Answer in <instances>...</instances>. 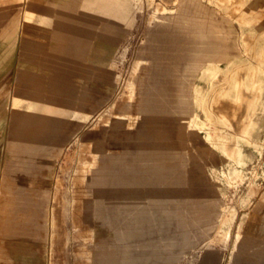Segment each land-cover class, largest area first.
I'll use <instances>...</instances> for the list:
<instances>
[{
    "label": "rangeland",
    "instance_id": "rangeland-1",
    "mask_svg": "<svg viewBox=\"0 0 264 264\" xmlns=\"http://www.w3.org/2000/svg\"><path fill=\"white\" fill-rule=\"evenodd\" d=\"M0 42L16 72L0 96V264H249L264 0H1ZM59 64L60 123L38 137Z\"/></svg>",
    "mask_w": 264,
    "mask_h": 264
},
{
    "label": "bare ground",
    "instance_id": "bare-ground-1",
    "mask_svg": "<svg viewBox=\"0 0 264 264\" xmlns=\"http://www.w3.org/2000/svg\"><path fill=\"white\" fill-rule=\"evenodd\" d=\"M1 1V0H0ZM12 1V0H11ZM15 1V0H14ZM8 2V1H7ZM259 3V2H258ZM262 3V2H261ZM8 4V3H7ZM136 4V3H135ZM2 6V5H1ZM135 6V5H134ZM27 7V6H26ZM46 9V8H45ZM30 10V9H29ZM29 10H28V12H29ZM91 11V9H88V8H85V10H83V11H81V12H79V13H77L73 18H71L70 20H69V22H68V24H70V25H74L73 26V28H75L74 29V35L72 34V33H70L68 30H73V28H71V27H68L67 26V21H65L64 22V24H66V26H64V27H62L61 29H62V34H63V36H64V38L66 37L67 38V36L68 37H71V39L72 38H76V36H77V34L75 33L76 31H78V28H79V24H81L84 20L85 21H89L90 19H91V17H92V12H90ZM37 12V11H36ZM108 13V12H107ZM257 13V12H256ZM85 14V15H84ZM258 14V13H257ZM28 16V15H27ZM87 21V22H88ZM262 22V21H261ZM43 23V22H42ZM132 24V23H131ZM166 29V28H165ZM249 29V28H248ZM251 30V29H250ZM162 31V30H161ZM156 32V31H155ZM154 32V33H155ZM171 32V31H170ZM173 32V31H172ZM160 35H163V33L162 34H160ZM166 35V34H165ZM191 36V35H190ZM178 37V36H177ZM168 38V37H167ZM175 39V38H174ZM154 40V39H153ZM163 40V39H162ZM161 40V41H162ZM171 40H172V38H171ZM171 42V41H170ZM175 42V41H174ZM177 42V41H176ZM175 42V43H176ZM172 43V42H171ZM155 44V43H154ZM161 44V43H160ZM162 45V44H161ZM171 45V44H170ZM169 45V46H170ZM163 46V45H162ZM179 46H181V45H179ZM179 46H178V48H179ZM164 47V46H163ZM176 47V46H175ZM155 49V48H154ZM157 49V48H156ZM160 49V48H159ZM171 49V48H170ZM182 49V48H181ZM165 51H166V49H164ZM31 51H33V50H31ZM72 51V49H70V52ZM161 51V50H160ZM38 52V51H37ZM163 52V51H162ZM174 52V51H173ZM23 53V52H22ZM39 53V52H38ZM41 53V52H40ZM116 53V52H115ZM170 53V52H169ZM173 54V53H172ZM180 54V53H179ZM164 55H165V53H164ZM198 57H202V55H197ZM173 57V56H172ZM177 57V56H176ZM182 57V56H181ZM25 58V57H24ZM31 59V58H30ZM108 59V58H107ZM153 59V58H152ZM158 59V58H157ZM15 60H16V58H15ZM159 60H161V59H159ZM163 60V59H162ZM178 60V59H177ZM153 61V60H152ZM176 61V60H175ZM37 62V61H36ZM110 62V61H109ZM196 61H193V64L195 63ZM42 63V62H41ZM111 63V62H110ZM158 63H159V61H158ZM161 63V62H160ZM164 63H165V61H164ZM169 63V62H168ZM168 63L166 64V65H168ZM188 63V62H187ZM151 64H153V63H151ZM172 64V63H171ZM174 64V63H173ZM172 64V65H173ZM32 65V64H31ZM162 65V64H161ZM28 66V65H27ZM177 66V65H176ZM39 67V66H38ZM110 67V65L108 66V68ZM172 67V66H171ZM111 68V67H110ZM151 68V67H150ZM156 68H158V67H156ZM152 69V68H151ZM24 70V69H23ZM167 70V69H166ZM172 70V69H171ZM25 71V70H24ZM160 71V70H159ZM159 71H158V73H159ZM163 72V71H162ZM166 72V71H165ZM170 72V71H169ZM103 73V72H102ZM157 74V73H156ZM162 74V73H161ZM164 75V74H163ZM28 76V75H27ZM53 76V81H51L50 82V87H51V89H52V94H50V99H49V101H50V106L49 107H47V108H45L44 109V117H43V119H42V126H41V132L39 131V133H38V137H45L46 135H47V133L50 131V132H55L57 129V125L60 123L59 121L60 120H57L56 122H54V123H51L50 121H51V119H54V118H56V116H57V114H59V108L57 107V102L59 101V97H58V95H59V92H60V90H61V86L63 85L62 83H63V79H62V75H61V66H60V64L58 65V67L55 69V73L52 75ZM142 76V75H141ZM156 76V75H155ZM153 77H154V75H153ZM162 78V77H161ZM98 79V78H97ZM108 79V78H107ZM99 80V79H98ZM162 80V79H161ZM24 81V80H23ZM105 81V80H104ZM151 81V80H150ZM98 82V81H97ZM113 82V81H112ZM107 83V82H106ZM157 83V82H156ZM27 84V83H26ZM112 84V83H111ZM147 84V83H146ZM29 85V84H28ZM102 85V84H101ZM145 85V84H144ZM153 85V84H152ZM158 85H159V83H158ZM161 85V84H160ZM165 85V84H164ZM113 86V85H112ZM150 86V85H149ZM109 87V86H108ZM87 88V87H86ZM98 88H100V89H102L101 87H98ZM107 88V87H106ZM157 88V87H156ZM90 90V89H89ZM133 91V90H132ZM151 90H149V92H150ZM156 91V90H155ZM25 92H27V91H25ZM94 92V91H93ZM96 92V91H95ZM152 92V91H151ZM162 92H164V91H162ZM167 92V91H166ZM99 93V92H98ZM109 93V92H108ZM157 93H158V91H157ZM155 94V93H154ZM149 95V94H148ZM29 96V95H28ZM31 96V95H30ZM154 96V95H153ZM181 97H182V94H181ZM160 98V97H159ZM152 99V98H151ZM162 99V98H161ZM176 99V98H175ZM102 100V99H101ZM154 100V99H153ZM158 100V99H157ZM258 100V99H257ZM96 101V100H95ZM149 101V100H148ZM163 101V100H162ZM161 103V102H160ZM159 103V104H160ZM92 104V103H91ZM98 104L96 103V106H97ZM258 105H259V103H258ZM261 105V104H260ZM259 105V106H260ZM172 106V105H171ZM149 107H151V106H149ZM148 107V108H149ZM159 107V106H158ZM257 107V106H256ZM262 107V106H261ZM156 108V107H155ZM162 109V108H161ZM180 109V108H179ZM251 109V108H250ZM165 110H167V109H165ZM201 110V109H200ZM260 110V109H259ZM161 111V110H160ZM80 112V111H79ZM149 112V111H148ZM251 112V111H250ZM127 113V112H126ZM165 113H167V111L165 112ZM85 114V113H84ZM87 114V113H86ZM148 114V113H147ZM155 114V113H154ZM249 114V113H248ZM255 114V113H254ZM159 115V114H158ZM163 115V114H162ZM257 115V114H256ZM259 115V114H258ZM152 116V115H151ZM255 116V115H254ZM253 116V117H254ZM153 117V116H152ZM174 117V116H173ZM156 118V117H155ZM158 119V118H157ZM163 119V118H162ZM182 119H184V118H182ZM163 121V120H162ZM165 121H167V120H165ZM263 121V120H262ZM141 122V121H140ZM155 122V121H154ZM254 122V121H253ZM184 123V122H183ZM249 123V122H248ZM161 124V123H160ZM262 124V123H261ZM151 125V124H150ZM258 125V124H257ZM53 126H55V127H53ZM263 126V125H262ZM160 127V126H159ZM157 128V127H156ZM260 129V128H259ZM255 131H257V130H255ZM123 132L122 131H120V130H118L117 132H114V133H112L111 134V137H117V136H119L120 134H122ZM161 133V132H160ZM160 133H158V134H160ZM214 133V132H213ZM252 134V133H251ZM262 134H263V132H262ZM6 135V134H5ZM161 135V134H160ZM249 135V134H248ZM151 136V135H150ZM256 136V135H255ZM161 137H163V136H161ZM154 138H155V136H154ZM164 138V137H163ZM253 138H256V137H253ZM156 139V138H155ZM140 140V139H139ZM160 140V139H159ZM163 140V139H162ZM154 142V141H153ZM161 142V141H160ZM243 142V141H242ZM5 143V142H4ZM144 144V143H143ZM154 145H155V143H154ZM156 146V145H155ZM172 146V145H171ZM99 147V146H98ZM148 147V146H147ZM157 147V146H156ZM160 147V146H159ZM162 147V146H161ZM105 148V147H104ZM163 148V147H162ZM99 149V148H98ZM136 149V148H135ZM146 149V148H145ZM152 149V148H151ZM154 149H155V147H154ZM159 149V148H158ZM161 149V148H160ZM3 150V149H2ZM101 150V149H100ZM149 150V149H148ZM164 150V149H163ZM163 150L161 151V152H163ZM108 151V150H107ZM166 151V150H165ZM203 151V150H202ZM146 152H147V150H146ZM153 152V151H152ZM155 153V152H154ZM4 154V153H3ZM166 153H164V155H165ZM149 155H151V154H149ZM167 155V154H166ZM169 155V154H168ZM3 156V155H2ZM154 156H156V155H154ZM106 157V156H105ZM177 157V156H176ZM2 158V157H1ZM101 158V157H100ZM111 159V158H110ZM130 159V158H129ZM156 159V158H155ZM3 160V159H2ZM1 160V161H2ZM149 162V161H148ZM145 163V162H144ZM153 164V163H152ZM116 166V165H115ZM124 169V168H123ZM130 169V168H129ZM143 169V168H142ZM121 172V171H120ZM129 172V171H128ZM127 172V173H128ZM124 173V172H123ZM3 180L4 181H8V182H11V180H9L7 177H5V174H3ZM111 208V207H110ZM102 219V218H101ZM103 222V221H102ZM107 224V223H106ZM264 224V223H263ZM262 231L264 232V228H262ZM240 258H244L243 260L245 261V262H248L249 264H264V233H262V235H258L257 236V238L255 239V240H253V241H247V242H245V243H243V244H241L240 245V256H239ZM239 258V259H240ZM245 264V263H244Z\"/></svg>",
    "mask_w": 264,
    "mask_h": 264
},
{
    "label": "crops",
    "instance_id": "crops-1",
    "mask_svg": "<svg viewBox=\"0 0 264 264\" xmlns=\"http://www.w3.org/2000/svg\"><path fill=\"white\" fill-rule=\"evenodd\" d=\"M5 13L3 12V15ZM7 20H6V24H2V27L5 28L4 26L6 25V28H9L10 26L14 25V19L11 18L14 16V13L11 12L10 14L8 13V9H7ZM10 17V19H9ZM1 43V42H0ZM8 53V52H7ZM5 51L2 50V48L0 47V84L4 85L6 84V89L5 88H0V96H2L4 93V91H6L9 96L12 95L14 96V90H15V84L14 81L16 79V72H15V66H14V58L11 57V59L8 57L9 55L7 54ZM8 105L4 104V103H0V112L5 111L8 109L7 108Z\"/></svg>",
    "mask_w": 264,
    "mask_h": 264
}]
</instances>
